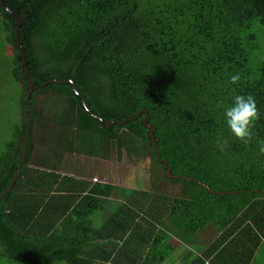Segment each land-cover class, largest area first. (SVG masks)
<instances>
[{
  "label": "trees",
  "instance_id": "trees-1",
  "mask_svg": "<svg viewBox=\"0 0 264 264\" xmlns=\"http://www.w3.org/2000/svg\"><path fill=\"white\" fill-rule=\"evenodd\" d=\"M4 1L19 15L26 13L20 35L36 84L72 79L90 110L106 121L134 117L141 109L147 114L106 127L85 110L71 83L33 90L29 150L0 199V256L21 264H161L173 248L154 224L162 217L160 224L169 218L182 238L214 229L216 237L202 253L207 264H250L264 237V154L256 143L264 140V66L253 65V22L264 25V0ZM0 20L13 49L12 76L22 87V124L11 152L0 157L1 193L23 151L27 84L15 22L1 6ZM237 72L241 81L230 85ZM237 94L252 95L260 113L248 144L231 137L221 120L223 107ZM147 117L149 126L143 123ZM35 147L38 157L29 164ZM72 152L101 158L107 167L121 159L150 171L154 189L142 192L149 201L139 199L137 221L127 207L126 220L113 217L102 228L92 226L90 214L113 193L115 183L108 180L78 196L61 231L53 225L37 230L46 193L55 189L59 167ZM157 152L177 177L167 176ZM104 171L94 173L106 176ZM162 180L177 186L176 192H166ZM97 239L111 251L84 257Z\"/></svg>",
  "mask_w": 264,
  "mask_h": 264
},
{
  "label": "rangeland",
  "instance_id": "rangeland-1",
  "mask_svg": "<svg viewBox=\"0 0 264 264\" xmlns=\"http://www.w3.org/2000/svg\"><path fill=\"white\" fill-rule=\"evenodd\" d=\"M257 29V39L255 41V54L253 65L255 69L260 66H264V25L258 21H254ZM12 53L13 49L8 44L7 36L3 30L2 21L0 20V157L11 152L9 145L16 141V131L22 124L21 118V84L12 76ZM60 76V74H58ZM57 78L58 77H54ZM51 89V88H48ZM37 97L43 98L44 94H37ZM37 147L34 148V155L29 160V164L35 162L38 154ZM67 161L62 162L59 167V171L66 173L76 172L78 174H86L88 171L93 170L96 173H102L103 170L107 171L106 174L109 181L115 183L112 193V199L106 200L103 203V207L106 211L114 209V206L118 205L119 201H124L129 198L132 191H136L138 198L143 204L148 203L149 196L142 195V192H153L152 179H150V171L143 166H133L123 160H116L110 167L105 166L103 159L96 158L90 155L75 153L73 155H66ZM65 158V157H64ZM74 161V167L70 166V161ZM101 163V164H100ZM103 163V165H102ZM76 165V166H75ZM104 171V172H105ZM155 179V178H153ZM163 179V178H162ZM164 190L173 194L177 190V186L162 180ZM140 193V194H139ZM118 198V199H117ZM104 210V211H105ZM102 210H96L95 215H100V220H103ZM99 220V219H98ZM205 233L208 238L214 236L215 232L213 228L205 229ZM183 247V246H182ZM182 247L180 248L182 250ZM234 249L237 247V241L233 244ZM0 264H21L18 261H12L8 258L0 256ZM48 264H67L63 260H56L49 262ZM93 264H103L95 262ZM116 264V263H109ZM164 264H173L172 262H166ZM250 264H264V237L261 239L258 247L251 257Z\"/></svg>",
  "mask_w": 264,
  "mask_h": 264
},
{
  "label": "crops",
  "instance_id": "crops-1",
  "mask_svg": "<svg viewBox=\"0 0 264 264\" xmlns=\"http://www.w3.org/2000/svg\"><path fill=\"white\" fill-rule=\"evenodd\" d=\"M60 177L55 181V189L46 193L47 195V204L45 210L42 213L40 211L38 221H37V230L42 232L47 227L53 225L57 229L61 228V222L64 216L71 210V208L77 203L78 196L89 193L90 191L97 188V185L101 183H94L92 177H102L101 174L94 173L93 170L88 171L86 174H78L76 172L66 173L61 172ZM134 192V191H133ZM112 199V194L109 196L102 197L103 203L106 200ZM118 199V198H117ZM128 199V198H127ZM128 200L119 201L118 205L114 206V209L106 211L104 207L101 209L103 212V220H100V215H95L96 211L90 214L89 218L91 219V224L95 228H102L108 224L109 220L113 217H117L119 221L126 220V212L128 211L127 207L133 209L136 213L134 215L135 221H137L139 214L141 213L142 203L139 202L138 194L133 193L129 195ZM137 200V203L134 201ZM134 202V203H130ZM99 210V209H98ZM105 210V211H104ZM158 213V212H157ZM130 215V214H129ZM159 215V214H158ZM74 216V215H72ZM77 218L76 216H74ZM158 217V216H157ZM99 219V220H98ZM125 222V221H124ZM162 222V217H158L154 221L157 229H164L166 232L165 241L172 245V249L168 254L167 259L161 264L172 262L173 264H207V258L202 256V253L211 243V241L216 237L215 235L211 238H208L204 230H199L196 233L189 234L186 238H182L178 230L175 228L174 223L169 218ZM121 226V225H120ZM124 224L122 225V227ZM108 229V228H107ZM61 231V229H60ZM107 233V231H106ZM107 242L97 239V245H90L88 249L83 254L86 258L95 257L98 254L105 255L111 251L110 246H106ZM183 246V247H182ZM182 247V250L180 249ZM121 258H125L126 254L119 252ZM98 261H94L91 264ZM101 263V262H100ZM116 263V264H125L123 261H108L103 264Z\"/></svg>",
  "mask_w": 264,
  "mask_h": 264
},
{
  "label": "water",
  "instance_id": "water-1",
  "mask_svg": "<svg viewBox=\"0 0 264 264\" xmlns=\"http://www.w3.org/2000/svg\"><path fill=\"white\" fill-rule=\"evenodd\" d=\"M0 6L4 10L5 13H7L8 15H10L14 19V22H15V37H16V43H17L18 52H19V54L21 56L22 66H23V70H24V76H25V80H26V84H27V92L25 94L26 129H25V133L23 135V140H22L23 141V151L21 152V155H20V158H19V162H18V164L16 166L15 173L12 176L11 180L9 181L8 186L4 190H2L1 193H0V199H1V197H2V195L4 193H6V192H8V191L11 190L14 181L19 176L21 166L24 163L25 155H26V153L29 150L27 139H28V136L30 134L31 126H32L31 110H30V94H31V92L33 90L38 89L40 87H43V86H45L49 82L71 83L72 84V87H73V89L75 91V93L80 97L81 102H82V105L85 108V110L93 118L99 119L106 127L111 126L113 123H116V124H124L127 121H130L132 119L137 118L142 112H145L147 114V111L145 109H141V110L138 111V113L136 114V116H134V117H128L125 120H107L106 121L102 117L94 114L90 110V108L88 107V105L86 103V99H85L84 95L77 90L76 83L72 79L61 80V79H57V78H51V79H49V80H47L45 82H42L41 84H36L32 80V78L30 77V75H29V71H28V67H27V61H26V56H25V53H24V49L22 47V41H21V35H20L21 25L24 22L25 14L26 13L23 14V15H19L18 13H16L15 11H13L11 8H9L8 5L6 4V2L4 0H0ZM147 120H148V117L143 121V123L145 125H147ZM147 126H149V125H147ZM154 132H155V127L150 126L149 136H150L151 141H152V143H153V145L155 147V150H156V146H155L156 139L154 138ZM156 157H157V159L159 161H161L163 163V167L166 169L167 176L168 177H170V178L177 177V176L171 174L170 169L167 166V161L165 159H161L160 156H159V154H158V152L156 153ZM208 189H209V191H212L210 188H208Z\"/></svg>",
  "mask_w": 264,
  "mask_h": 264
},
{
  "label": "clouds",
  "instance_id": "clouds-1",
  "mask_svg": "<svg viewBox=\"0 0 264 264\" xmlns=\"http://www.w3.org/2000/svg\"><path fill=\"white\" fill-rule=\"evenodd\" d=\"M240 81L241 74L238 72L228 78L230 85H238ZM259 117L255 98L252 95L237 94L223 107L221 120L231 137L248 144L253 140V127ZM256 143L259 153L264 154V140L257 139Z\"/></svg>",
  "mask_w": 264,
  "mask_h": 264
},
{
  "label": "built area",
  "instance_id": "built-area-1",
  "mask_svg": "<svg viewBox=\"0 0 264 264\" xmlns=\"http://www.w3.org/2000/svg\"><path fill=\"white\" fill-rule=\"evenodd\" d=\"M92 181L93 182H97V183L106 184V183H108V178L106 176H102V177H92Z\"/></svg>",
  "mask_w": 264,
  "mask_h": 264
},
{
  "label": "flooded vegetation",
  "instance_id": "flooded-vegetation-1",
  "mask_svg": "<svg viewBox=\"0 0 264 264\" xmlns=\"http://www.w3.org/2000/svg\"><path fill=\"white\" fill-rule=\"evenodd\" d=\"M73 154H75V152H72V153H66V154H65V158L63 159V162H64V161H67V160H66V159H67L66 155H73ZM70 166H71V167H74V161H72V160L70 161ZM75 166H76V165H75Z\"/></svg>",
  "mask_w": 264,
  "mask_h": 264
}]
</instances>
